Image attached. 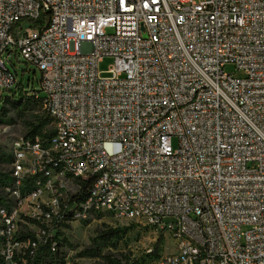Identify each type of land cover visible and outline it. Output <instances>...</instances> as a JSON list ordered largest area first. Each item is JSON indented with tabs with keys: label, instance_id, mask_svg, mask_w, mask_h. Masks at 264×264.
Segmentation results:
<instances>
[{
	"label": "built area",
	"instance_id": "2783aa9c",
	"mask_svg": "<svg viewBox=\"0 0 264 264\" xmlns=\"http://www.w3.org/2000/svg\"><path fill=\"white\" fill-rule=\"evenodd\" d=\"M21 56L53 132L11 145L0 264L97 215L173 240L148 264H264V0H0V98Z\"/></svg>",
	"mask_w": 264,
	"mask_h": 264
},
{
	"label": "rangeland",
	"instance_id": "374dc122",
	"mask_svg": "<svg viewBox=\"0 0 264 264\" xmlns=\"http://www.w3.org/2000/svg\"><path fill=\"white\" fill-rule=\"evenodd\" d=\"M111 33V31H108ZM5 58V56H4ZM7 67L16 71L18 77L24 79L25 83L30 82L35 88H39L38 80L41 73L36 67L30 63H26L24 58L14 57L12 63L7 62ZM113 61L110 58H105L100 62L98 70L102 77H108L109 67ZM234 66H227L226 71L232 73ZM237 75H239L237 73ZM4 111L0 115V180L6 179L11 171V145L14 140L26 138L31 130L38 125H43L40 128L42 135H50L53 132L52 124L42 107L38 102H31L30 105L24 103L18 106L11 102L3 104ZM41 135V136H42ZM171 145L173 149L178 147V139L172 138ZM128 228L127 235L120 241H113L114 246H101L103 255L109 257L110 260H130L146 262L145 253L149 247H152L156 242L149 231H142L132 222L120 221L110 215H97L90 217L87 221L77 223L69 228L67 233L68 244L64 247L65 264H107L106 258H92L81 256L86 250L92 249L93 239L101 233L113 228ZM164 252L172 253L174 251V242L172 239L166 240L162 237Z\"/></svg>",
	"mask_w": 264,
	"mask_h": 264
},
{
	"label": "trees",
	"instance_id": "16d2710c",
	"mask_svg": "<svg viewBox=\"0 0 264 264\" xmlns=\"http://www.w3.org/2000/svg\"><path fill=\"white\" fill-rule=\"evenodd\" d=\"M6 102H11L13 105L18 106L21 104L30 105L31 102H38L44 108V95L40 88H35L30 82L25 83L23 80H20L16 89L9 91V94L4 95L0 98V115L4 111L3 104ZM47 114V113H46ZM48 116V115H47ZM49 118V117H48ZM50 120V118H49ZM51 122V120H50ZM43 125L35 126L31 132L27 135L28 139H35L37 136L48 138L50 135H42L40 133V128ZM42 135V136H41ZM11 161V158H10ZM4 180V179H3ZM2 179L0 182L3 181ZM128 233V228H113L108 229L105 232L101 233L98 237L93 239V248L90 250L84 251L81 256H88L92 258H106L108 259L107 264H143L142 261H130V260H119L113 261L110 260L108 256L103 255L101 246L111 247L115 243L113 241L122 240ZM62 235L59 233L58 236L53 239H47L45 242H42L37 245L36 249H29L24 256L26 263H23L20 259H17L19 264H65V255L64 247L68 244L67 237L60 239L59 236ZM162 238L158 240L155 244L152 245L154 252L152 254L144 256L148 264L157 260L160 257V252L163 251L162 247ZM57 243V251L53 253L51 251L52 243ZM34 251V254H32Z\"/></svg>",
	"mask_w": 264,
	"mask_h": 264
}]
</instances>
